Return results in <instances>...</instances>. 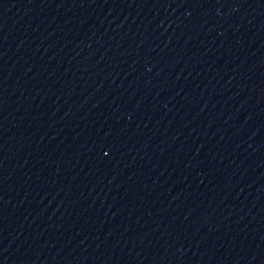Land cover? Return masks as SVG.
<instances>
[{"label":"water","instance_id":"95a60500","mask_svg":"<svg viewBox=\"0 0 264 264\" xmlns=\"http://www.w3.org/2000/svg\"><path fill=\"white\" fill-rule=\"evenodd\" d=\"M0 264H264V0H0Z\"/></svg>","mask_w":264,"mask_h":264},{"label":"snow or ice","instance_id":"6c2138e0","mask_svg":"<svg viewBox=\"0 0 264 264\" xmlns=\"http://www.w3.org/2000/svg\"><path fill=\"white\" fill-rule=\"evenodd\" d=\"M105 155H107V153H105Z\"/></svg>","mask_w":264,"mask_h":264}]
</instances>
